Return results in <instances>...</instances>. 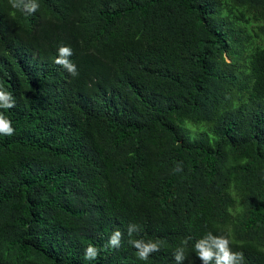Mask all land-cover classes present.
Listing matches in <instances>:
<instances>
[{
	"label": "trees",
	"instance_id": "1",
	"mask_svg": "<svg viewBox=\"0 0 264 264\" xmlns=\"http://www.w3.org/2000/svg\"><path fill=\"white\" fill-rule=\"evenodd\" d=\"M37 2L0 0V264H201L209 231L264 264V0Z\"/></svg>",
	"mask_w": 264,
	"mask_h": 264
},
{
	"label": "clouds",
	"instance_id": "2",
	"mask_svg": "<svg viewBox=\"0 0 264 264\" xmlns=\"http://www.w3.org/2000/svg\"><path fill=\"white\" fill-rule=\"evenodd\" d=\"M13 9L21 11L24 14L31 15L39 10L37 0H9ZM70 46L61 45L57 49V57L53 59V64L65 69L72 77L78 76L76 65L69 59L73 55ZM15 107V101L11 93L0 88V108L11 109ZM15 129L12 122L7 119L3 113H0V135L12 136ZM174 172L182 171L181 164L178 162L173 169ZM139 226L130 224L127 228L129 239L127 243L136 249V258L140 261H148L151 254L161 250V241H145L143 239H134L133 233L138 232ZM122 233L117 230L109 237L105 249H119L121 247ZM192 237H186L181 241V247L173 252V261L175 264H183L186 259L185 250ZM231 240L224 235H214L211 231L207 232L202 238L195 240L193 251L196 258L201 264H243L244 253L242 251L233 252ZM101 249H97L94 245L89 244L84 250V259L87 261L95 260L99 256Z\"/></svg>",
	"mask_w": 264,
	"mask_h": 264
},
{
	"label": "rangeland",
	"instance_id": "3",
	"mask_svg": "<svg viewBox=\"0 0 264 264\" xmlns=\"http://www.w3.org/2000/svg\"><path fill=\"white\" fill-rule=\"evenodd\" d=\"M188 125H189V124L187 123L186 126H188ZM186 126H185V127H186Z\"/></svg>",
	"mask_w": 264,
	"mask_h": 264
}]
</instances>
